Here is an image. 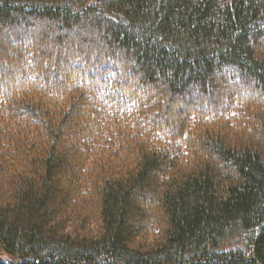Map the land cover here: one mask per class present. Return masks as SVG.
Masks as SVG:
<instances>
[{"label": "trees", "instance_id": "1", "mask_svg": "<svg viewBox=\"0 0 264 264\" xmlns=\"http://www.w3.org/2000/svg\"><path fill=\"white\" fill-rule=\"evenodd\" d=\"M0 264H264V0H0Z\"/></svg>", "mask_w": 264, "mask_h": 264}, {"label": "rangeland", "instance_id": "2", "mask_svg": "<svg viewBox=\"0 0 264 264\" xmlns=\"http://www.w3.org/2000/svg\"><path fill=\"white\" fill-rule=\"evenodd\" d=\"M2 255L0 254V257H1Z\"/></svg>", "mask_w": 264, "mask_h": 264}]
</instances>
